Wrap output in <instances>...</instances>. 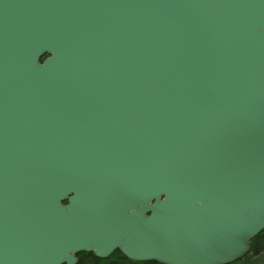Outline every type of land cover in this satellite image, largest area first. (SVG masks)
I'll use <instances>...</instances> for the list:
<instances>
[{
    "label": "water",
    "instance_id": "95a60500",
    "mask_svg": "<svg viewBox=\"0 0 264 264\" xmlns=\"http://www.w3.org/2000/svg\"><path fill=\"white\" fill-rule=\"evenodd\" d=\"M264 231V0H0V264H234Z\"/></svg>",
    "mask_w": 264,
    "mask_h": 264
},
{
    "label": "trees",
    "instance_id": "16d2710c",
    "mask_svg": "<svg viewBox=\"0 0 264 264\" xmlns=\"http://www.w3.org/2000/svg\"><path fill=\"white\" fill-rule=\"evenodd\" d=\"M77 264H158L156 262L138 263L127 259L120 251H115L109 258L101 259L93 253H80L77 255ZM264 264V231L253 240L252 252L234 264Z\"/></svg>",
    "mask_w": 264,
    "mask_h": 264
},
{
    "label": "rangeland",
    "instance_id": "374dc122",
    "mask_svg": "<svg viewBox=\"0 0 264 264\" xmlns=\"http://www.w3.org/2000/svg\"><path fill=\"white\" fill-rule=\"evenodd\" d=\"M258 264H262V263H258Z\"/></svg>",
    "mask_w": 264,
    "mask_h": 264
}]
</instances>
